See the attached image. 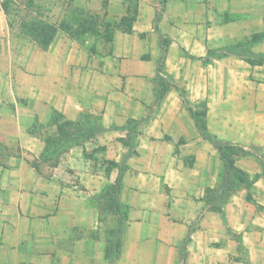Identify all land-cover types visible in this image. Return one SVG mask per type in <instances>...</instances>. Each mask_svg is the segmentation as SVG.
I'll return each mask as SVG.
<instances>
[{"label": "crops", "instance_id": "0c3cea01", "mask_svg": "<svg viewBox=\"0 0 264 264\" xmlns=\"http://www.w3.org/2000/svg\"><path fill=\"white\" fill-rule=\"evenodd\" d=\"M101 40L42 49L0 9V264H264V0H139Z\"/></svg>", "mask_w": 264, "mask_h": 264}, {"label": "rangeland", "instance_id": "374dc122", "mask_svg": "<svg viewBox=\"0 0 264 264\" xmlns=\"http://www.w3.org/2000/svg\"><path fill=\"white\" fill-rule=\"evenodd\" d=\"M107 1L108 0H79L78 3L80 5H77L74 0H6L5 2L8 3L5 15L9 33L13 37L31 41L20 31L21 23H34L36 25L39 22H48L52 25H58L61 21H65L71 24V26H75L78 21L84 20L85 23L75 30L78 41L98 42L102 39L103 22L109 21L112 23L119 21V18H110L108 15L102 14ZM138 1L139 0H123V8H117L119 10L122 9V13L131 14V12L136 9ZM93 16H95V19ZM116 16L119 17L120 14ZM104 35L106 34H103V36ZM209 143L213 146L210 141ZM226 146L227 145H223L221 152L214 146L213 147L218 151L220 156L221 153H223L228 158H231L234 163L236 156L245 157L246 154L243 152L247 153L254 151L253 149L243 148L235 144H231L230 146H232V148L229 147V149H227ZM223 159L225 160V157ZM224 179H226L225 176ZM227 179L229 185L225 187V194H229L235 189V178L230 179L228 176Z\"/></svg>", "mask_w": 264, "mask_h": 264}, {"label": "trees", "instance_id": "16d2710c", "mask_svg": "<svg viewBox=\"0 0 264 264\" xmlns=\"http://www.w3.org/2000/svg\"><path fill=\"white\" fill-rule=\"evenodd\" d=\"M8 2H5L2 5V10L4 11V13L6 12ZM135 15H136V9H134L133 12H131V14L127 13L126 15L122 16L118 22H112V23L109 21L103 22L104 28L102 30V33L106 35L103 36L102 34V38L109 41L111 39V35L113 31H120L122 33H127V34L131 33L132 23L135 20ZM84 23H85L84 20L78 21L77 25L75 26H71V24L65 21H61V23L58 26L49 24L48 22H39L36 25L34 23H21L20 31L31 41L36 42L40 48L46 49L50 45L57 31H61L65 33L67 36L73 37L78 40L77 35H75V30L77 27H81ZM250 63L264 64V54L261 55L259 58L255 59L254 62H250ZM196 108H197L196 110L191 112V115L194 119L196 128L199 131V133L205 139L210 141L219 152H221V148L223 147V145H227L226 146L227 149H229V147L232 148V146H230L231 144L220 142L216 139V137L207 133L206 125H205V116H206L205 104L199 103ZM69 126L71 127L72 124L67 122H62L61 125H59L58 132L61 135V137L64 138L70 134V131L68 129ZM75 128H76L75 132L78 134H77V138H74L75 140L73 143L83 142L84 139L88 138L89 135L88 136L85 135L83 126L79 125V127L78 126L76 127L75 125ZM55 142H56L55 140L47 142V147H49L52 144L54 145ZM221 156L222 159L225 157V160L223 159L224 160L223 162L225 168L224 176L226 177V179L228 176L230 179L235 178V188L239 183H243L245 184L246 187H249L252 181L249 179L248 175H246L244 172L238 169L234 165V162L231 158H228L223 153H221ZM261 166L264 168V162H261ZM226 179L224 180V186L228 187L229 183L227 182L228 179L227 180ZM115 189H117V185L115 186ZM116 236L120 238L119 231L118 233L114 232L111 234L112 237L111 239H114L116 241H111L109 243L107 247V250L109 249L107 251L108 256L109 255L111 256L110 251L112 249H117V247L119 246Z\"/></svg>", "mask_w": 264, "mask_h": 264}, {"label": "built area", "instance_id": "2783aa9c", "mask_svg": "<svg viewBox=\"0 0 264 264\" xmlns=\"http://www.w3.org/2000/svg\"><path fill=\"white\" fill-rule=\"evenodd\" d=\"M6 0H0V9L2 8V5L4 4Z\"/></svg>", "mask_w": 264, "mask_h": 264}]
</instances>
